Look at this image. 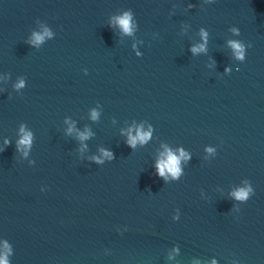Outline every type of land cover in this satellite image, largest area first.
<instances>
[{"label":"water","instance_id":"1","mask_svg":"<svg viewBox=\"0 0 264 264\" xmlns=\"http://www.w3.org/2000/svg\"><path fill=\"white\" fill-rule=\"evenodd\" d=\"M128 9L131 36L109 26ZM230 39L251 43L243 63ZM165 146L191 155L178 181L156 175ZM101 148L115 159L95 164ZM5 239L10 264H264V0H0V253Z\"/></svg>","mask_w":264,"mask_h":264},{"label":"clouds","instance_id":"2","mask_svg":"<svg viewBox=\"0 0 264 264\" xmlns=\"http://www.w3.org/2000/svg\"><path fill=\"white\" fill-rule=\"evenodd\" d=\"M215 0H203L204 4H211L214 3ZM193 7L192 4L188 5V8L191 9ZM113 24L118 25L121 32L125 35H133L134 31L137 29V21L134 20V13L131 9L124 10L121 14L115 15L111 18L109 26L111 27ZM229 31L234 36L240 35V30L237 27H231L229 28ZM199 35L201 37L202 43H199L198 45H194L191 47L190 51L193 55H196L198 53H206L207 52V40L209 32L206 31L204 27H201L199 29ZM55 36V33L50 27H43L42 32L33 31L31 34V38L27 41L31 46L39 48V46L44 43L46 39H53ZM228 45L232 49L233 56L236 60L243 63L246 59V50L247 48H251V43H245L242 40L239 39H230L228 40ZM135 48V45H133ZM137 56H140V53H137ZM239 71L240 69L237 67L236 69ZM87 69H84L85 75H87ZM225 72H232L231 68H226ZM9 78L11 77V73L8 74ZM26 84V78L24 76H21L18 78L17 82L13 85L14 90L19 91L22 88H25ZM11 98V97H10ZM100 113L93 108L90 113V118L93 121H96L99 119ZM68 122L67 120L65 121ZM74 130V125L69 126L68 133L70 134ZM19 132L21 134L20 139L16 142V150L18 152L22 151L23 156L25 158L28 157L29 152L32 149L33 146V132L27 131L25 128V125L22 123L20 125ZM152 133V127L149 126V129L147 131L143 130V126L137 127L135 130V135L132 134V129L128 130V139L126 141V144L132 148L135 149L136 145L139 143L141 145L146 144L150 138ZM92 134L86 129L84 132L78 133V138L80 141L87 140L89 136ZM5 146L9 145L11 141L8 139H5L4 141ZM83 147H86L83 146ZM205 151L211 155H216V149L212 147H206ZM100 155H94L91 157V160L97 164V165H103L105 161H113L115 159L114 153L110 150L101 148L99 149ZM178 155L175 154L172 150L168 149L165 146V152L162 153V158L158 160V162L154 165L156 169V175L163 179L165 182L171 178L172 180L178 181L180 178L184 175L183 169L181 167V162H187L191 159V155L189 152L185 151L183 148L178 149ZM30 165H34L35 161L30 160ZM45 189L42 188L41 191H44ZM232 199L234 201L239 202V204H233V211H239V205L246 203L253 195H254V188L251 184V181L248 179L243 180V186L237 187L230 193ZM172 219L174 221H178L180 219V213L179 209L176 210L175 215H173ZM124 231H127L125 228ZM174 251H178V249H174ZM13 255V247L9 245L7 240L5 239L4 242V251L0 253V264H10L9 257ZM171 258V257H170ZM213 264H215V261H213ZM238 264V262H236Z\"/></svg>","mask_w":264,"mask_h":264}]
</instances>
